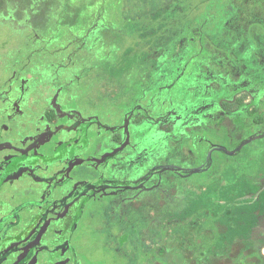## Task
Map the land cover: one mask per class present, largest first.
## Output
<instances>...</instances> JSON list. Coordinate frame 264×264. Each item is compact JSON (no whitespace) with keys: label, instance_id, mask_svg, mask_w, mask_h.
<instances>
[{"label":"flooded vegetation","instance_id":"1","mask_svg":"<svg viewBox=\"0 0 264 264\" xmlns=\"http://www.w3.org/2000/svg\"><path fill=\"white\" fill-rule=\"evenodd\" d=\"M123 1L114 23L112 0H0V264H107L105 252L111 264H174L161 253L177 224L211 231L202 225L210 211L197 205L207 208L210 194L220 203L217 264L252 252L256 264L264 162L247 149L254 141L241 148L240 131L264 127L246 108L249 89L264 88V47L254 41L250 75L234 78L242 91L224 108L216 82L184 80L204 47L177 33L187 17L168 13L166 0ZM219 139L237 142L228 149Z\"/></svg>","mask_w":264,"mask_h":264},{"label":"trees","instance_id":"2","mask_svg":"<svg viewBox=\"0 0 264 264\" xmlns=\"http://www.w3.org/2000/svg\"><path fill=\"white\" fill-rule=\"evenodd\" d=\"M169 4V10L167 11L166 6L163 7L165 11L169 13L174 7L177 8L179 18H186L187 23H180L183 29H178L177 33H191L194 36L203 38L204 47L194 48L197 53L199 52L198 58H194L193 67L191 73H188L189 78L185 77L184 80H189L204 76L209 78V82L214 81L219 86L220 97H223L224 108H229L228 102L233 100L234 95L237 92L242 91L234 83V78L238 74L250 75V57L251 51L254 48V41L261 44L260 37H263L262 31L259 32L258 36L255 37L254 33H258L254 30L255 25L250 21L254 18V10H256V17H264V0H166ZM185 1H191L192 7L185 11L183 4ZM257 1L256 6L254 3ZM176 3V5H173ZM254 8V9H253ZM185 12V13H184ZM146 13L148 14L149 11ZM144 14L143 16H147ZM184 16V17H183ZM259 27L260 23L258 22ZM186 29V30H185ZM193 55V52L191 56ZM181 57L177 58L179 62ZM203 65V66H202ZM206 66V67H204ZM258 66H260L258 64ZM206 68V69H205ZM259 71V70H258ZM179 75V73H178ZM257 77L264 81V72H258ZM179 78L177 79V81ZM207 80V79H206ZM204 88H200L204 90ZM244 89V88H243ZM214 89H208L209 93ZM255 101L253 110L250 112L247 106V114L251 116L259 125H264V88L251 87ZM217 94V91H214ZM189 94V92H188ZM180 95V94H178ZM189 96L183 95L184 99L187 100ZM260 101L262 103H260ZM231 111V108L229 109ZM209 206L206 208L202 204L198 203V211L200 214H204L205 210L210 211V214L205 216L206 222L202 224L207 226V229H211L208 233H203L200 228L195 226L186 227L184 224L179 223L175 226V230L171 235V242L174 245L171 247L163 248L161 257L162 258H173L176 260L174 264H190V259H196L197 264H217V259L221 253L218 252V247L215 243L218 241L219 233L218 227L215 224L218 220L217 205L220 203L216 200L214 195H209ZM211 202H214L211 206ZM215 211L214 215L211 213ZM204 218V217H203ZM188 228H193L192 232L188 231ZM169 241V240H167ZM194 243V244H193ZM195 243L197 245H195ZM193 244V245H191ZM264 245H260L263 247ZM206 247V248H204ZM230 248H225L223 256L233 260ZM251 255L241 254L240 264H251L247 258H252L254 252ZM257 258L256 264H264V255L261 254L260 248L257 250L255 255ZM260 259L262 261H260ZM200 260V262H199ZM207 260V262H206ZM251 261V259H250ZM196 264V263H194Z\"/></svg>","mask_w":264,"mask_h":264},{"label":"rangeland","instance_id":"3","mask_svg":"<svg viewBox=\"0 0 264 264\" xmlns=\"http://www.w3.org/2000/svg\"><path fill=\"white\" fill-rule=\"evenodd\" d=\"M160 1L161 0H139V2L141 4V7H144V8L149 6V4L152 3V2H154L155 6L156 5L158 6L161 3ZM112 2L113 3L111 4L110 11H109V17L113 19L114 23H121L122 19H120V18H122V14H121L119 8L122 7V4H123L124 1L123 0H112ZM157 16H159V14H157ZM128 61H134L135 62V59L133 57H130L128 59ZM126 68H128V67H126ZM115 75H116V77L119 78L120 75H122V72L119 71ZM130 80H131V78H127V79L124 80V82H129ZM92 82H93V80H92V77L90 75L89 79L85 83H86V85L88 87H91L92 86ZM85 99L86 100L84 101V105H85L86 108L92 109V108L95 107V104L91 101V99L89 98L88 95L85 96ZM116 118H114L112 120H115ZM223 132L226 133L225 130ZM240 132H241L242 137H244V139L247 141L250 138H252L253 136L264 132V127L263 126H257V127H253V129H251L250 127H246L244 130H242ZM236 142H237V140H235V139H234V141L232 140L230 142L229 141L220 140V139L217 140V144H219L222 147H226L228 149H232L235 146ZM247 149H252V150L255 151V153H256L255 160H257L256 163L259 162L258 164L260 165V164H262V162H264V137L259 139V140H255L249 147H247ZM224 157H225V155H221L222 159H224ZM228 161L234 162V158L230 157V158H228ZM223 176L226 177V178H229V177L232 176V173H231V171H228ZM103 258L105 260H107V264H111V259H112L111 253L105 252L104 255H103Z\"/></svg>","mask_w":264,"mask_h":264},{"label":"water","instance_id":"4","mask_svg":"<svg viewBox=\"0 0 264 264\" xmlns=\"http://www.w3.org/2000/svg\"><path fill=\"white\" fill-rule=\"evenodd\" d=\"M264 137V133H262L261 135H258V136H254V137H252V138H250L247 142H245L242 146H241V148L243 147V146H245L246 144H248V143H251L252 141H255V140H259V139H261V138H263ZM229 154H234L235 152H228Z\"/></svg>","mask_w":264,"mask_h":264}]
</instances>
